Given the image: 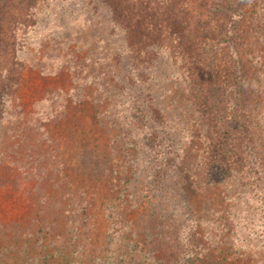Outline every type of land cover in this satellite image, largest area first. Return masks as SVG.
Wrapping results in <instances>:
<instances>
[{
	"label": "rangeland",
	"instance_id": "1",
	"mask_svg": "<svg viewBox=\"0 0 264 264\" xmlns=\"http://www.w3.org/2000/svg\"><path fill=\"white\" fill-rule=\"evenodd\" d=\"M242 14L246 64L260 88L250 157L259 156L264 164V0H251ZM17 37L20 80L5 97L0 120V264H98L103 232L111 227L103 217L121 202L120 210L138 214L124 216L125 224H136V209L151 201L142 194L152 161L167 159L170 165L164 187L170 198L161 202L166 204L161 213L175 220L182 236L194 223L188 206L193 209L196 202H179L171 190L194 177L173 170L171 162L199 138L187 82L172 49L162 48L148 67L133 63L101 0H38L33 23L20 27ZM80 102L96 115L84 128ZM102 168L121 173V193L98 207L101 187L110 185L105 179L112 181L106 175L97 183L93 174ZM254 177L250 184L236 179L224 187L233 197L231 218L250 217L238 232H257L241 256L264 264V237L256 220L264 181Z\"/></svg>",
	"mask_w": 264,
	"mask_h": 264
},
{
	"label": "trees",
	"instance_id": "2",
	"mask_svg": "<svg viewBox=\"0 0 264 264\" xmlns=\"http://www.w3.org/2000/svg\"><path fill=\"white\" fill-rule=\"evenodd\" d=\"M37 1L0 0V120L5 97L20 80L17 33L20 27L33 23ZM101 1L108 6L111 21L120 31L127 57L133 63L148 67L167 46L175 53L196 114L198 132L194 136L199 139L191 141L188 148L181 150V156L171 162L173 170L194 177L192 181L187 178L177 182L171 190L173 199L179 202L194 198L196 206L193 209L188 206L194 223L180 237L175 231V220L161 213V206L166 207L161 202L170 198L165 190L170 165L167 159L152 161L142 194H149L151 201L136 209L140 213L139 222L126 225L123 217L137 213L120 210L121 202L117 203V210H110V215L103 217L104 221H110L111 227L106 234L103 232L102 246L95 259L98 264H257L241 256L246 241L254 239L257 232L245 235L238 232L250 217L231 218L233 197L224 187L225 182L236 179L250 184L254 176L264 181L262 160L259 156L250 157L260 88L246 64L241 24L242 13L251 0ZM148 106L155 113V107ZM86 109V104L80 102L79 121L83 128L96 117L95 112ZM104 171L102 168L93 174L98 184L105 178L112 179L110 182L105 179L110 185L101 187L103 196L98 207L107 201L114 202L119 197L118 191L121 193L117 183L121 173ZM213 173L217 181L211 179ZM187 191L193 197L186 196ZM152 200L159 203L156 208ZM258 203L259 216L252 217L258 218L257 230L260 228L259 235L264 237V189ZM193 239L198 244L192 245ZM261 247L264 249V245Z\"/></svg>",
	"mask_w": 264,
	"mask_h": 264
}]
</instances>
